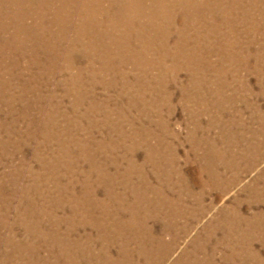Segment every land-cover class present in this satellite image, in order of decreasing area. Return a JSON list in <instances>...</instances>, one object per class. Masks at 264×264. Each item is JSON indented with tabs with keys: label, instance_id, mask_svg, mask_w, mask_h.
I'll use <instances>...</instances> for the list:
<instances>
[{
	"label": "rangeland",
	"instance_id": "374dc122",
	"mask_svg": "<svg viewBox=\"0 0 264 264\" xmlns=\"http://www.w3.org/2000/svg\"><path fill=\"white\" fill-rule=\"evenodd\" d=\"M177 255L264 264V0H0V264Z\"/></svg>",
	"mask_w": 264,
	"mask_h": 264
},
{
	"label": "bare ground",
	"instance_id": "6f19581e",
	"mask_svg": "<svg viewBox=\"0 0 264 264\" xmlns=\"http://www.w3.org/2000/svg\"><path fill=\"white\" fill-rule=\"evenodd\" d=\"M168 82V81H167ZM84 147V146H83ZM43 174V173H42ZM201 212V211H200ZM193 216V215H192ZM194 219V218H193ZM191 220H192V218H191ZM196 220V219H195ZM193 222V221H192ZM186 224H188V223H186ZM240 225V224H239ZM192 226V225H191ZM241 226V225H240ZM196 229V228H195ZM151 230V229H150ZM182 232L184 231L183 230V228H181L180 229ZM183 234V233H182ZM219 235V234H218ZM195 236L196 235H193L192 237H191V239H195ZM190 244V243H189ZM246 245V244H245ZM202 246V245H201ZM174 253V252H173ZM189 257V256H188ZM177 258H179V256L177 255L176 257H174V258H172V259H170L169 261H167V264H176L177 263ZM137 261V260H136ZM139 263V262H138Z\"/></svg>",
	"mask_w": 264,
	"mask_h": 264
}]
</instances>
